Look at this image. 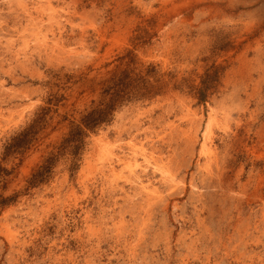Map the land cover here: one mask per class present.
<instances>
[{
	"label": "rangeland",
	"instance_id": "obj_1",
	"mask_svg": "<svg viewBox=\"0 0 264 264\" xmlns=\"http://www.w3.org/2000/svg\"><path fill=\"white\" fill-rule=\"evenodd\" d=\"M0 164V264H264V0H0Z\"/></svg>",
	"mask_w": 264,
	"mask_h": 264
},
{
	"label": "trees",
	"instance_id": "obj_2",
	"mask_svg": "<svg viewBox=\"0 0 264 264\" xmlns=\"http://www.w3.org/2000/svg\"><path fill=\"white\" fill-rule=\"evenodd\" d=\"M125 87L126 84L124 83V79H119L118 81L110 80V84L104 90V94L108 96L106 97L107 99L105 98L101 100L95 108L83 115L78 124L72 127L69 136L64 139L60 146V152H66L69 150L77 155L80 148L83 146L86 130L94 129L102 123L109 121L117 102L128 94L125 92ZM34 125L35 122L12 138V141L5 147V157L13 153L24 151V148H26L30 142L29 134L33 130ZM57 157L58 155L48 157L46 161L32 173L31 177L28 179L27 190L41 184L49 178ZM10 172V170L0 164V176L1 174L9 175ZM3 180L6 184V178ZM17 195L18 194L4 197L3 194H0V206L7 205L16 200Z\"/></svg>",
	"mask_w": 264,
	"mask_h": 264
}]
</instances>
